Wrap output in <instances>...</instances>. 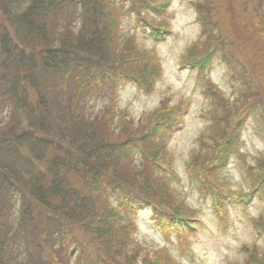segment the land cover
<instances>
[{
	"label": "trees",
	"instance_id": "trees-1",
	"mask_svg": "<svg viewBox=\"0 0 264 264\" xmlns=\"http://www.w3.org/2000/svg\"><path fill=\"white\" fill-rule=\"evenodd\" d=\"M224 1H190L201 31L178 63L194 65L201 75L220 54L242 85L230 98L204 79L206 126L185 171L210 198L220 223L225 198L244 210L251 203L262 208L246 223L263 243H242L240 263H229L264 264V155L249 162L238 150L245 122L257 108L264 132V0H228L226 7ZM169 4L0 0V106L8 110L0 123V264H20L17 244L25 264H178L166 245L136 237V213L149 207L155 225L172 232L184 252L196 235L187 229L190 218L197 219L199 231L205 226L200 209L171 185L166 136L181 123L188 100L162 97L138 119L116 110L111 97L96 105L103 93L113 97L121 80L146 94L154 91L162 74L155 51L122 32L120 17L133 16L144 34L159 37L170 29ZM229 9L235 31L223 25ZM232 155L240 159L247 183L236 190L216 179Z\"/></svg>",
	"mask_w": 264,
	"mask_h": 264
},
{
	"label": "rangeland",
	"instance_id": "rangeland-1",
	"mask_svg": "<svg viewBox=\"0 0 264 264\" xmlns=\"http://www.w3.org/2000/svg\"><path fill=\"white\" fill-rule=\"evenodd\" d=\"M190 1L193 0H170L166 13L171 31L161 40H154L151 36L144 35L141 27L135 26L133 16L121 15L122 32L135 35L141 48L154 49L163 71L161 78L156 80L152 93L146 94L141 89L138 90L130 80H121L114 86L113 92L109 91L113 93V97L111 93H103L99 96L96 105L110 103L112 98L116 110L126 109L132 117L138 119L143 112L154 108L162 97H170L171 103L182 99L188 100V105L182 113L181 124L166 136L167 150L173 155L174 176L171 179V185L189 205L200 209L199 215L205 221V226L195 236H189V249L184 252L180 246L174 243L173 237H170L173 235L171 232L167 234L155 225L151 218V211L147 207L138 211L134 216L135 235L147 244L166 245L178 264L240 263L243 256L240 251L242 243H263L262 237L258 236L246 223L247 216L256 215L262 208L259 209L258 204L251 203L248 209L244 210L234 203H229L224 210L227 216L221 224L215 217L210 198L202 196L195 181L185 171V162L189 153L197 145L196 137L206 126V120L201 116L209 105V101L202 95L204 79H210L222 90L223 94L230 98L237 94L238 87L242 85L240 78L233 77L230 63L225 62L220 54L214 55L211 67L201 75L189 68L178 67L179 56L189 44L198 38L201 31L196 21V11ZM224 2H226L224 7L229 5L228 0ZM230 9V14L225 15L227 20L223 25L235 31L234 26L229 23L233 22V19L235 20V12H230ZM150 14L153 15V13ZM258 63L260 64V62ZM1 107L0 123H4L8 110L5 106ZM260 114L261 109L253 110L240 134L238 150L245 155L249 162L253 161L254 156L264 155V132ZM138 159L139 156L137 161ZM218 175L216 179L230 189L236 190L247 186L243 175V166L237 156L232 155L228 165ZM95 191V189L91 190V193L94 194ZM12 225L15 224L12 222ZM163 233L168 235L170 241H167ZM6 238L8 241L13 240L14 244L15 239L11 237V232L6 234ZM17 247V251H20L17 255L18 261L20 264H25L26 253H23V249L18 244ZM33 258L36 263L38 257L34 256Z\"/></svg>",
	"mask_w": 264,
	"mask_h": 264
}]
</instances>
